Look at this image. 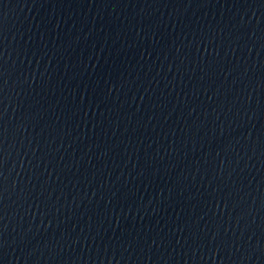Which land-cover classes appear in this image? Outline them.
<instances>
[{
	"label": "water",
	"instance_id": "water-1",
	"mask_svg": "<svg viewBox=\"0 0 264 264\" xmlns=\"http://www.w3.org/2000/svg\"><path fill=\"white\" fill-rule=\"evenodd\" d=\"M0 264H264V0H0Z\"/></svg>",
	"mask_w": 264,
	"mask_h": 264
}]
</instances>
